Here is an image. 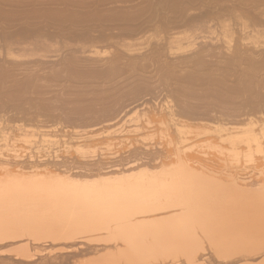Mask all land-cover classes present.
<instances>
[{"label":"rangeland","instance_id":"1","mask_svg":"<svg viewBox=\"0 0 264 264\" xmlns=\"http://www.w3.org/2000/svg\"><path fill=\"white\" fill-rule=\"evenodd\" d=\"M28 1L0 0V199L16 191L39 202L67 193L178 187L203 196L242 191L264 197V135L229 141L215 124L192 118L196 108L179 107L182 77L201 72L194 58L219 56L238 42L236 32L219 35L203 51L204 38H170L203 7H217L215 1ZM30 32H45L47 39L37 47L22 43ZM159 206L140 208L139 229L177 224L175 216L155 218L165 210ZM103 235L75 245L84 249L82 264H138L139 253L150 255V264H188L191 249L173 245L87 248L106 242ZM112 236L109 242L118 241ZM207 264H264V238L220 242Z\"/></svg>","mask_w":264,"mask_h":264},{"label":"bare ground","instance_id":"2","mask_svg":"<svg viewBox=\"0 0 264 264\" xmlns=\"http://www.w3.org/2000/svg\"><path fill=\"white\" fill-rule=\"evenodd\" d=\"M213 1L217 7H203L200 14L194 13L180 25L182 31L170 33V38H174L175 34L204 38L206 45L202 48L203 51L212 48V38L219 35L224 37L236 32L238 42L232 48L226 47L227 51L221 52L219 56L207 57L209 53H206L203 57L200 54L201 57L194 58L201 72L187 71L182 77L185 85L182 84L177 94L182 96L179 107L181 112L187 108H196L190 116L200 122L205 120L206 123L215 124L214 128L224 133L228 140L250 139L258 133L264 135V0ZM45 32H30L21 42L35 44L37 47L46 41ZM18 41L20 44L19 39ZM7 43H10L9 40ZM121 44L123 46V43ZM179 51H182V48ZM115 60L117 57L111 59L112 62ZM186 88L192 91L189 92ZM169 101L172 100H167ZM174 105H169V114L173 116L175 114L171 107ZM177 113L182 114L180 111ZM57 118L61 120V117ZM231 139L229 141H233ZM59 196L53 195L54 199L39 202L26 201L19 197V192L16 191L12 196L0 199L1 262L82 264L79 257L84 249L75 245L86 246L90 243L89 237H100L104 234L106 242L87 248L97 251L105 247L126 248L149 243L173 245L191 249L186 257L188 264H207L220 242L224 245L240 244L264 238V197L242 191H233L219 197L214 194L203 196L198 192L185 191V188L178 187L154 188L128 194L92 191L87 195L67 193L65 196ZM151 204H160L159 207L165 208L156 213L155 218L175 216L177 224L152 230L139 229L136 220L142 211L140 208ZM112 235H116L115 239L118 241L109 242ZM137 258L138 264L151 263V256L148 254L139 253Z\"/></svg>","mask_w":264,"mask_h":264}]
</instances>
